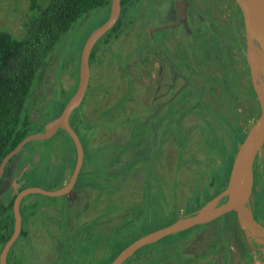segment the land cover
Returning <instances> with one entry per match:
<instances>
[{"label": "rangeland", "instance_id": "374dc122", "mask_svg": "<svg viewBox=\"0 0 264 264\" xmlns=\"http://www.w3.org/2000/svg\"><path fill=\"white\" fill-rule=\"evenodd\" d=\"M28 12V0H0V28L6 29L14 36H21L25 31L24 23L30 17ZM107 17V9L99 8L91 12L84 20L77 22L68 33L71 44L69 50L77 52L86 36L103 23ZM138 17L141 18L142 15L140 14ZM162 35L163 33L157 34L160 37ZM125 40L126 42H120V40L114 42L112 58L114 59V56L121 58L124 53L132 52V56L125 58V64L132 71L139 96L138 99L131 100L122 108V115L129 117L132 113L141 111L148 105L149 96L144 86L145 57L143 47L134 46L136 42L134 34ZM260 49L259 43L255 41L253 48L255 56L258 57L262 52ZM112 58L111 60L104 59L102 65L97 66L95 63L91 67L90 86L84 104L77 110L81 113L84 122L90 125L89 128L82 131L83 135L80 134L85 145V154L79 182L84 186L74 188L65 196L29 194L25 197V205L35 203L36 207L31 208L28 205L25 210L22 209L24 222L22 224L23 227L25 225L26 235L18 241L16 240L14 247L16 248L15 253L19 254L18 257L23 261V264H54L60 245L64 248H71L68 251L74 252L76 256L77 253L82 252V249L85 251L90 247L92 250L95 248L94 256L91 255L90 260H81L82 263L104 264L114 251L121 249L130 241L168 225L178 219V216L183 215L182 209L187 199L186 194H188L187 184L179 186L176 183H181V180L185 182L186 178H191L204 166L203 162H212L210 156L220 160V169L229 168V165L232 164L241 137L239 140H233L230 135L227 140H224V145H226L224 147L222 140L217 139L213 135V130L209 129V124H205L209 118L207 114L198 117L190 112L184 114L181 122L183 136L176 138L169 135L165 137L164 153L161 155H153V151H151L141 158L142 152H145L146 148L144 151L137 148V151L131 154L129 150L121 149L119 146L116 151L121 156L120 161L119 158L117 159V153H110L105 146L124 145L130 138L136 139L138 136V133L133 131L136 127L132 129L131 123L133 122L111 129L100 127L101 125L97 124L100 122L97 121V115L101 108L112 104L121 93L117 84H113L114 81H117L115 73L117 66ZM234 59L238 62L233 63V67H239L241 65L239 57ZM52 64V68L46 73L44 83L37 87L36 99L38 100L50 98L54 94L55 60ZM105 79L107 84L103 86L102 81ZM195 81L198 82V79ZM58 82L64 91L68 90L69 94L74 92L75 78L66 70L59 76ZM244 83L249 91L251 87L249 74H246ZM223 101L218 103L217 107L219 105L224 107L226 100ZM251 104L252 100L249 97L246 106H238L243 112L245 109L247 111L246 118L239 120L244 133H247L259 116L257 108L251 111ZM166 120V118L162 119L161 123H165ZM216 125L217 136H222L225 129H228L220 120L216 122ZM146 130L154 132L156 129L150 126ZM131 131L133 132L131 133ZM202 131L206 133V136ZM146 139L149 141L147 137ZM32 148H36V151H32ZM25 150L28 151V156H24V151L22 155L16 154L5 169L4 182L0 192L12 190L11 192L14 194L18 191L19 183L15 176L13 177V172L15 173L19 161L28 163L23 167L24 171L33 167L31 180L26 183V187H39L50 191L68 182L74 167V148L64 133L57 132L50 139L29 142ZM154 150L156 152L158 147L155 146ZM110 167L111 169H109ZM254 167L256 184L250 200L251 204L255 205L254 211L257 216L264 219V215L259 210L262 201H264V145L256 155ZM121 169L125 172L118 173L114 179L117 171L119 172ZM96 179H99L100 182H97ZM92 182L99 188L86 186L87 183L91 184ZM245 208L250 211V204L248 203ZM31 213H34V216ZM233 214L237 219V213L233 211ZM218 224V222H214L202 229V235L183 251L180 250L181 253L195 252L200 258L210 257L215 245L211 246V249L205 248L203 251L198 248L206 245L207 242L205 243L204 239L208 236L217 235L215 231H218L219 227H216L214 231V226ZM188 232L169 235L148 244L137 250L124 264H177L178 262V264H182L183 256L179 253L180 248L175 246V242ZM73 234H75V238L77 236L86 237L91 242L79 245L74 240H70ZM220 235L221 239H224L227 233L222 232ZM96 241L100 243L99 247H94ZM227 242L226 247L234 244L229 240ZM248 249L250 250V248ZM235 251H237L236 246ZM259 255L262 257L263 252H260ZM58 256L61 258L60 254ZM237 257V254L233 255L230 264H243L238 262ZM247 257L249 258V254ZM260 257L257 255L252 260L249 258L244 264H252V261H257ZM220 259L221 255H218L216 261Z\"/></svg>", "mask_w": 264, "mask_h": 264}, {"label": "flooded vegetation", "instance_id": "af4514ba", "mask_svg": "<svg viewBox=\"0 0 264 264\" xmlns=\"http://www.w3.org/2000/svg\"><path fill=\"white\" fill-rule=\"evenodd\" d=\"M142 1L144 6L142 18L138 20L124 19V21L122 20L119 34L116 36L111 35L107 40L100 41L99 39L94 46L96 47V58L89 65L91 69L95 63L97 66L102 65L103 60L106 58L111 60L114 42L116 40L126 42L125 39L127 37L133 34L136 35L134 46L143 47L144 51V86L149 96L148 105L143 110L132 113L129 117L122 115L123 106L131 100L138 99L139 94L132 71L125 64V58L132 56V52L124 53L121 58L114 56L112 60L117 66L115 71L117 81H114L113 84H117V88L121 89V93L112 104L101 108L97 115V121L106 119L107 114L104 112L110 108L115 119L133 122L131 123L132 129L135 128V124L138 122H142L146 128L153 127V129H156L154 132H149L145 128L143 133L151 145L149 150H153L154 141L156 140L155 146L158 147V150L154 154L157 156L164 153L165 137L169 135L176 138L183 136L181 122L184 114L188 112L198 117H203V115L207 114L209 117L207 121L211 123V130H213L215 137H217V121L220 120L227 127L228 124L226 122L230 121L233 123L235 131H232L229 126V132L228 129H225L222 136L218 135L219 138L223 139L224 147H226L224 140L228 139L227 136L231 134V131L236 132V134H246L239 120L246 118L247 111L245 109L243 112L238 106H246L249 97H251L252 104L255 107L258 105V101L252 85L249 96L247 88L244 86L246 74H249V67L246 62L245 26L241 10L236 1ZM181 13L183 14L182 17ZM164 26L168 27L160 28ZM158 33H163V35L161 37L157 36ZM237 57H239L241 65L233 67L232 64L238 62L234 59ZM90 77L87 90L90 86ZM195 79H198V82ZM102 84L106 86L107 80H103ZM86 95L87 91L85 97ZM84 99L80 104L81 106L84 104ZM122 99L125 101L123 102ZM223 100H226V105L217 107L218 103L224 102ZM227 100L229 101L227 102ZM164 118L167 119L166 122L161 123ZM100 127L103 126L101 125ZM129 151L133 154L134 147ZM202 164L204 166L197 172L194 171L195 174L191 178H186L185 182L181 180V183H176L179 186L187 184L186 190L188 194H186V198L193 195L195 191L202 193L203 189L211 193L213 186L210 185V182L213 181L215 174L217 179L225 176V174L227 177L229 176L231 164L229 168L220 169V160L215 158H213L212 162L208 161ZM254 165L255 159L253 163V194L256 184ZM210 174L212 175L210 176ZM109 185L111 186V183ZM225 200L226 197L221 199L219 203ZM248 203L251 207L250 213L254 223L253 225L250 224L251 226L243 227L236 219L233 211H230L206 224L197 225L179 232L190 231L175 242V246L180 248L179 253L183 256L182 264H230L232 256L235 254L238 255V262L244 264L247 263L249 258L252 260L257 255L260 257L263 237L260 235L261 232L259 233L257 230L258 228L264 230V219L257 216L254 211L255 205L251 204V200ZM185 204L182 209L183 215L181 216H186L196 211L186 213ZM214 222L219 223L214 226V231L216 227H219L218 231H215L217 235L208 236L204 239L205 243L207 242L206 245L204 244V247L198 248L203 251V249H211V246L215 245L210 257L200 258L198 253L195 252L181 253L180 250L183 251L187 246L193 244L197 237L202 235V229L212 225ZM255 228L257 232L254 233ZM222 232L227 233L224 239H221L222 236L220 234ZM228 240L234 244L226 247ZM234 245L237 251H235ZM248 254L249 258L247 257ZM218 255H221V259L216 261Z\"/></svg>", "mask_w": 264, "mask_h": 264}, {"label": "trees", "instance_id": "16d2710c", "mask_svg": "<svg viewBox=\"0 0 264 264\" xmlns=\"http://www.w3.org/2000/svg\"><path fill=\"white\" fill-rule=\"evenodd\" d=\"M28 1V13L30 17H28L24 23L25 31L21 36H14L6 29L0 28V162L3 157L13 150L21 140L30 134L44 131L46 125H48L61 113L63 106L72 94H69L68 90L64 91L63 88L60 87L58 79L62 72L66 70V72L75 78L74 88H76L78 76V59L82 44L84 42H82L77 52L70 51L69 48L71 44L68 33L77 22L81 21L82 19L84 20L85 17H87L96 9L106 8L107 12L109 13L110 6V0ZM143 13L144 6L142 0H121V13L118 21L108 32L105 33V35L100 38V41L107 40L109 37H111V35L116 36L119 34L122 20H138L140 19L138 16L140 14L143 16ZM95 58L96 47H94L90 53L89 63H93ZM54 60V70H56L54 71L56 79L54 94L50 98H42L38 100L36 99L37 87L44 83L46 73L52 68V62ZM250 92L251 90L248 91L249 94ZM122 101L124 102L125 100L122 99ZM119 103L121 102L119 101ZM80 107L81 105L71 113L69 121L74 131L78 134L83 145V149H85L81 135H83L82 131L89 128L88 126L90 125L84 122L81 113L77 111ZM255 108L259 110L258 105L255 107L253 104H251V111H253ZM112 112L113 111H111L110 108L107 109L104 112L107 114L106 119L98 122L97 124L111 129L128 123L123 119H115L112 116ZM206 123L209 124V129H211V123L208 121H206L205 124ZM226 123L228 124V128L230 126L231 130L235 131L233 123L230 121ZM135 127L136 128L133 131L138 133L136 139L130 138L129 141L124 145L111 144L112 146L108 145L105 146V148L110 153H117L116 149L119 146H121V149L124 148L127 150H132L134 147L133 152L137 151V148H141V151H144L146 148V151L142 152L141 158L144 154L150 153L151 151H153L154 155V147L157 142L154 143V147L152 148L153 150H149V147H151L150 143L145 137L143 139V132L146 127H144L142 122L135 124ZM232 131L229 136L231 135L233 140H239L241 137L240 140L242 141L245 134H236V132ZM57 132L64 133L72 143L71 138L63 129H59ZM202 133L204 132L202 131ZM204 135L206 136V133H204ZM229 136H227V138ZM216 138L219 139L218 136ZM220 140H222L223 144V139L221 137ZM26 145L17 154L22 155V152L26 151ZM35 149L36 148H32V151L35 152ZM208 149L209 147L207 148V151ZM28 154L29 153L27 151L24 156L26 157ZM117 155L119 156V152ZM118 156L117 159L119 158L118 160L121 161V156ZM14 157L9 160L4 168V171L8 164H10L14 159ZM210 159L213 160V156H210ZM74 164L75 148L73 166ZM25 165H28V163L19 161L16 166L15 173L13 172V177L15 176L17 182L19 183L18 190L26 187V183L31 180V176L33 174L32 166L28 171L23 170ZM109 169H111V167ZM4 171L0 178V189L4 182ZM122 172H125V170L121 169L119 172L117 171L114 179L117 177L118 173ZM80 173L81 171L78 174L74 188L84 186L79 182ZM213 177L215 180L213 179V181L210 182V185L213 186V191L211 193H208L205 189H203L204 191H202V193L195 191L193 195L186 199V213L199 209L206 201L217 195L225 188L228 178L226 174L225 176H221L219 179H217L216 174ZM96 180L97 182H100L99 179ZM86 186L97 188L93 182L91 184L87 183ZM11 191L12 190H5L0 192V250L13 231L14 216L12 207L15 193L12 194ZM100 192L102 191L100 190ZM25 199L26 198L21 201L19 208L22 222V209L25 210L26 206L28 205L31 206V208L36 207L35 203L25 205ZM263 202L264 201H262V205L259 207L262 215H264ZM34 213H31V215ZM25 235V225L23 227L22 224L21 232L17 241ZM70 240H74V242L79 243V245H82L86 242H91L88 241L86 237L80 238L77 236V238H75V234H73L72 239ZM15 243L7 254L6 264H23V261L18 257L19 254L17 252L15 253ZM99 245L100 243H97L96 241L94 247H99ZM69 249L71 248H64V246L60 245L59 249H57L59 251L54 264H84L82 261H85V259L90 260L91 255L94 256L95 252V248L92 250L91 247L87 248L85 251L82 249V252L80 251L77 253V257L74 255V252L68 251ZM121 249L114 251L113 255L104 264H110L111 260ZM59 254L61 258H59Z\"/></svg>", "mask_w": 264, "mask_h": 264}, {"label": "water", "instance_id": "95a60500", "mask_svg": "<svg viewBox=\"0 0 264 264\" xmlns=\"http://www.w3.org/2000/svg\"><path fill=\"white\" fill-rule=\"evenodd\" d=\"M235 1L243 16L246 38V62L249 67L250 82L259 105V116L238 145L231 164L227 184L221 192L208 200L192 214L181 216L172 223L155 229L127 243L115 255L110 264H124L140 248L157 242L166 236L174 235L197 225L206 224L230 211L237 213V219L243 227L254 224L251 213L245 206L248 204L252 195L254 159L264 145V81L261 85L253 51L254 42L259 37L264 39V33L257 27L254 16V13L258 12L264 23V0H253L256 7H252V3L249 0ZM120 12L121 0H110L108 17L85 38L79 54L76 88L63 106L61 113L46 125L44 131L30 134L21 140L0 162L1 178L9 160L22 150L27 143L50 139L59 129H63L68 134L75 148V164L66 184L50 191L39 187H25L15 193L12 207L14 216L13 231L0 250V264H6L7 254L21 232L22 217L19 209L21 201L29 194H40L52 197L65 196L75 187L78 174L83 165L84 149L78 134L70 125L69 118L71 113L80 106L87 91L90 76V53L97 41L115 25ZM182 16L183 14L181 13ZM166 27L168 26L160 28ZM25 153L26 151H24ZM224 197H226V200L219 203ZM256 230L255 228L253 232H261L260 235L263 237V247L261 248L263 255L257 261L252 262V264H264V230H260L259 228Z\"/></svg>", "mask_w": 264, "mask_h": 264}, {"label": "bare ground", "instance_id": "6f19581e", "mask_svg": "<svg viewBox=\"0 0 264 264\" xmlns=\"http://www.w3.org/2000/svg\"><path fill=\"white\" fill-rule=\"evenodd\" d=\"M249 1H251L252 7H256L255 4L253 3V0H249ZM254 16H255V22H256L257 27L260 30H262V32L264 33V23H263V20H262L260 14L258 12H255ZM256 42L259 43L260 48H261L260 50H262V52L260 54L258 53L259 54L258 57L255 56V59L256 58L260 59L259 61H257V59H256V62H257V71L259 73V81L262 85L263 81H264V39L259 37V39L256 40Z\"/></svg>", "mask_w": 264, "mask_h": 264}, {"label": "crops", "instance_id": "0c3cea01", "mask_svg": "<svg viewBox=\"0 0 264 264\" xmlns=\"http://www.w3.org/2000/svg\"><path fill=\"white\" fill-rule=\"evenodd\" d=\"M254 262V261H253Z\"/></svg>", "mask_w": 264, "mask_h": 264}]
</instances>
